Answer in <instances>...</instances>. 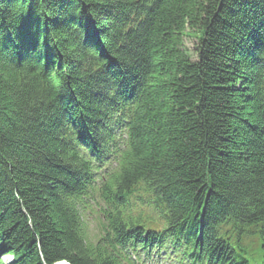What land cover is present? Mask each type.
Masks as SVG:
<instances>
[{
	"label": "trees",
	"instance_id": "trees-1",
	"mask_svg": "<svg viewBox=\"0 0 264 264\" xmlns=\"http://www.w3.org/2000/svg\"><path fill=\"white\" fill-rule=\"evenodd\" d=\"M164 250L264 264V0H0V264Z\"/></svg>",
	"mask_w": 264,
	"mask_h": 264
},
{
	"label": "rangeland",
	"instance_id": "rangeland-1",
	"mask_svg": "<svg viewBox=\"0 0 264 264\" xmlns=\"http://www.w3.org/2000/svg\"><path fill=\"white\" fill-rule=\"evenodd\" d=\"M192 36H193V34H192ZM195 42H196L195 39L191 38V37H190V39L187 40V44L189 45L190 48H195ZM96 230H97V225L94 227V231H96ZM1 256H2L1 258L3 261H9L10 259H12L11 256L6 255V254L1 255Z\"/></svg>",
	"mask_w": 264,
	"mask_h": 264
},
{
	"label": "bare ground",
	"instance_id": "bare-ground-1",
	"mask_svg": "<svg viewBox=\"0 0 264 264\" xmlns=\"http://www.w3.org/2000/svg\"><path fill=\"white\" fill-rule=\"evenodd\" d=\"M100 227V225H98V228Z\"/></svg>",
	"mask_w": 264,
	"mask_h": 264
}]
</instances>
